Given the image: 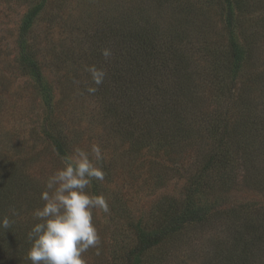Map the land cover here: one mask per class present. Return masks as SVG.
Masks as SVG:
<instances>
[{"label": "rangeland", "instance_id": "1", "mask_svg": "<svg viewBox=\"0 0 264 264\" xmlns=\"http://www.w3.org/2000/svg\"><path fill=\"white\" fill-rule=\"evenodd\" d=\"M150 29L178 66L145 64ZM94 144L87 264H264V0H0V264H31L47 178Z\"/></svg>", "mask_w": 264, "mask_h": 264}, {"label": "clouds", "instance_id": "2", "mask_svg": "<svg viewBox=\"0 0 264 264\" xmlns=\"http://www.w3.org/2000/svg\"><path fill=\"white\" fill-rule=\"evenodd\" d=\"M105 60L112 56L111 49L102 50ZM92 77L88 92L94 94L102 85L106 72L96 67L86 69ZM105 159L99 145H92L91 154L75 148L73 155L65 158L63 167L52 173L45 182L40 199L42 207L34 209L35 223L28 233L31 247L27 259L31 264H87L84 256L90 248L100 254L101 237L94 222V210L110 213L103 194L88 191L92 181H103L106 173L99 163ZM20 213L12 210L13 216ZM13 221L5 216L0 227L9 229Z\"/></svg>", "mask_w": 264, "mask_h": 264}, {"label": "trees", "instance_id": "3", "mask_svg": "<svg viewBox=\"0 0 264 264\" xmlns=\"http://www.w3.org/2000/svg\"><path fill=\"white\" fill-rule=\"evenodd\" d=\"M135 17H138L139 15H141V11L136 12ZM151 21L147 20L146 24L147 25H153L150 24ZM147 28H145L146 30ZM151 32V33H150ZM154 29H150L149 31V35L147 37H138L137 32L133 35L132 34V41L133 44L135 45V47L138 49L142 46V48L140 49V53H145V64L150 63L148 65H150V68H155L156 69V73L161 71L163 72L164 70H162L161 68H165V66H167L166 68L168 69H172L173 65L177 64L178 66V62H174L173 60H178V55L177 52H180L178 50V46L179 44H181L182 40L185 39V37H182L184 34L181 33V35L178 36V34L174 37V38H169V39H165L164 42L160 45L162 48H160V46L156 49L155 46L154 48H150L149 50H146L147 44L151 41L152 44L153 42L156 43V36L154 33ZM149 41V42H146ZM146 50V51H145ZM239 55L243 56V54L241 52H239ZM241 53V54H240ZM144 55V54H143ZM238 55V54H237ZM173 64V65H172ZM152 66V67H151ZM157 67V68H156ZM141 70H144V72H147L148 69L146 68H140Z\"/></svg>", "mask_w": 264, "mask_h": 264}]
</instances>
